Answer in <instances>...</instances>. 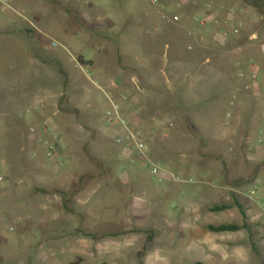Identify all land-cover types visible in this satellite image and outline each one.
<instances>
[{
    "label": "rangeland",
    "instance_id": "rangeland-1",
    "mask_svg": "<svg viewBox=\"0 0 264 264\" xmlns=\"http://www.w3.org/2000/svg\"><path fill=\"white\" fill-rule=\"evenodd\" d=\"M33 1L0 0V264H264V73L249 68L264 16L246 0ZM63 92L96 138L57 114ZM54 189L73 193L65 214ZM223 224L246 228L206 230Z\"/></svg>",
    "mask_w": 264,
    "mask_h": 264
},
{
    "label": "crops",
    "instance_id": "crops-1",
    "mask_svg": "<svg viewBox=\"0 0 264 264\" xmlns=\"http://www.w3.org/2000/svg\"><path fill=\"white\" fill-rule=\"evenodd\" d=\"M6 1V0H5ZM11 1H14V0H11ZM16 2H20L19 3V6L21 7V9H23L22 11H24V8L25 7H27L26 6V4L28 3H34V1L33 0H16ZM23 4H22V3ZM21 4V5H20ZM251 11H248V10H244V13L245 14H249ZM236 19L235 18H231V16H230V18L228 19V20H225V21H219V22H217V25H214L215 26V30H219V31H217L216 32V37L218 38V40L219 41H221V40H224V37L221 35V31L222 30H226V31H231L232 30V28H234V27H237L238 25H236ZM211 24V23H210ZM238 37V36H237ZM237 37L235 36V35H229L226 39H228V41L230 40V41H236V39H237ZM188 38H192L190 35H189V37ZM194 38V37H193ZM188 41V40H187ZM222 42V41H221ZM226 44V43H225ZM227 44H231V43H227ZM239 50H240V47H239ZM196 58L198 59V56L197 55H186L185 53L184 54H182L181 55V59H180V62H176L175 63V66H176V68H177V71H179V69H180V71L182 70V71H184V72H186V73H194V71H196V69L198 68V65H196L195 63H194V60H196ZM93 66V65H92ZM250 69H251V71H255V72H259V71H262L263 73H264V71H263V69H264V66L262 67V66H260V65H258V64H256V65H252V66H250L249 67ZM119 85V84H118ZM112 92H117V90L115 89L114 91H112ZM114 96H115V93H112L111 94V96H109V99L110 100H113L114 99ZM65 97V100H64V102L62 103L61 102V99L62 98H64ZM70 101V100H69ZM69 101H68V99H67V95L63 92V93H61V94H59V96H58V100H57V104H56V112H57V114H73V113H70V112H67V110H72V109H75V110H77L78 111V114L76 115V117H77V121H78V123L80 124V126L83 128V129H85V130H90V131H92L91 133V135H94V137L96 138V136H97V132L96 131H94L95 129H94V127L93 126H91V125H89V124H86L85 122H84V118H83V113L79 110V109H77L76 107H73V106H71V104H69ZM81 121V122H80ZM57 190H62V189H57ZM63 191H66V192H69L70 190H63ZM95 194V191L92 193V194H90V195H88V197H87V200H85V202H89L90 201V199L93 197V195ZM56 196H58L57 198V202H58V204H59V206H60V210H61V213L60 214H65L64 212H65V210H64V206H63V201H62V197L61 196H59V195H56ZM76 199V197L75 198H73L72 199V201L73 200H75ZM46 210L47 211H49L50 212V207L48 206V205H46ZM89 209H91V208H89ZM64 216V215H63ZM71 262H73V260L72 261H70V262H68V263H71Z\"/></svg>",
    "mask_w": 264,
    "mask_h": 264
},
{
    "label": "trees",
    "instance_id": "trees-1",
    "mask_svg": "<svg viewBox=\"0 0 264 264\" xmlns=\"http://www.w3.org/2000/svg\"><path fill=\"white\" fill-rule=\"evenodd\" d=\"M245 3L255 9L256 11H258L261 15L264 16V0H246ZM81 57H79V62H82L81 61ZM64 86L66 87L67 86V81H65L64 83ZM67 112H70V113H73V114H78V111L75 110V109H72V110H67ZM83 177H81L82 179ZM41 193H48V191L46 189H40ZM52 193H55V194H58L62 197V201H63V206L65 208L66 207V204L69 202V200L71 199V197L73 196V193L72 194H69L67 193L66 191H63V190H57V189H54L52 190ZM231 208H233L232 205H220V206H215L212 208V212H216V213H219V212H223V211H226V210H230ZM246 227L243 226V227H240L239 225H236V224H223V225H219V226H207L206 227V230H208L209 232H212V233H226V232H238L242 229H245ZM135 232H138V231H135ZM148 241L150 242V239L148 237ZM80 261H76L74 263H70V264H79Z\"/></svg>",
    "mask_w": 264,
    "mask_h": 264
},
{
    "label": "built area",
    "instance_id": "built-area-1",
    "mask_svg": "<svg viewBox=\"0 0 264 264\" xmlns=\"http://www.w3.org/2000/svg\"><path fill=\"white\" fill-rule=\"evenodd\" d=\"M159 2H161V0H147V3H148L150 6H152V7H157L158 4H159ZM161 3H162V2H161ZM194 4H196V1H195V0H178V1L174 4L173 9L176 10V11H182V9H184L187 5H194ZM179 20H180V17H179L178 15H174V16H172V18H171V22H176V23H178ZM196 20H197V22L199 23V25L202 26V27H205V26H207L209 23L212 22V21L210 20V17H209L208 14H206V13H204L203 17H201V18H197ZM230 34H231V35H237V34H239V29H238L237 27H234V28H232L231 31H226V30H222V31H221V35H222L223 37H225V38L228 37ZM256 39H257V35H255V34L252 35V36L250 37V40H256ZM52 46L55 47L56 44L53 43ZM115 109H117V107H115ZM117 113H118V112H117ZM128 132H129V138L131 139V141L129 142L128 146H129V147L132 146L133 143L136 144V145H139L140 143H139V141L137 140V138H136L135 134L133 133V131L129 130ZM47 148H48L47 156H49V157H53V155H54V153H55L54 148H53L52 146H48V145H47ZM125 150L128 151L127 148H126ZM153 174H154V175H161V176L165 177L163 174H161L160 171L157 170V168H154V169H153ZM175 180H176L177 182H179V181H180V178H179V177H176Z\"/></svg>",
    "mask_w": 264,
    "mask_h": 264
}]
</instances>
